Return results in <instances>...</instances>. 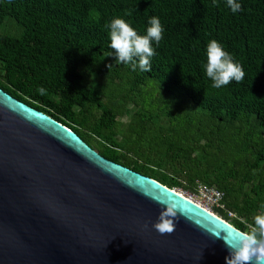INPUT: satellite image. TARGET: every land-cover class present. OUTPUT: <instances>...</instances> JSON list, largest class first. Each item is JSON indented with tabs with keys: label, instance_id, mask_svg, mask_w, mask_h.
<instances>
[{
	"label": "trees",
	"instance_id": "1",
	"mask_svg": "<svg viewBox=\"0 0 264 264\" xmlns=\"http://www.w3.org/2000/svg\"><path fill=\"white\" fill-rule=\"evenodd\" d=\"M0 0V88L103 158L170 190L222 193L213 214L242 233L264 204V0ZM164 31L148 72L109 56L108 23ZM245 76L213 88L206 45ZM43 87L42 95L38 91Z\"/></svg>",
	"mask_w": 264,
	"mask_h": 264
},
{
	"label": "water",
	"instance_id": "2",
	"mask_svg": "<svg viewBox=\"0 0 264 264\" xmlns=\"http://www.w3.org/2000/svg\"><path fill=\"white\" fill-rule=\"evenodd\" d=\"M240 233L0 88V264H225Z\"/></svg>",
	"mask_w": 264,
	"mask_h": 264
},
{
	"label": "clouds",
	"instance_id": "3",
	"mask_svg": "<svg viewBox=\"0 0 264 264\" xmlns=\"http://www.w3.org/2000/svg\"><path fill=\"white\" fill-rule=\"evenodd\" d=\"M232 13L241 10L239 0H226ZM109 48L117 63L131 65L133 70L148 72L151 68V58L156 55L153 44L159 45L164 31L159 17L153 16L148 21L145 33L138 32L123 18H113L107 25ZM206 62L203 64L205 75L212 81L213 88H222L231 82H240L245 76L242 66L235 62L230 53L224 50L220 42L211 40L206 45ZM40 94L45 93L43 87ZM163 209L159 212L153 228L160 234H171L176 227L177 214H181L174 202H163ZM261 211L254 215L250 231L240 233L235 244L224 239L229 250L225 257V264H264V204ZM214 235V234H213ZM216 237H219L218 235Z\"/></svg>",
	"mask_w": 264,
	"mask_h": 264
},
{
	"label": "built area",
	"instance_id": "4",
	"mask_svg": "<svg viewBox=\"0 0 264 264\" xmlns=\"http://www.w3.org/2000/svg\"><path fill=\"white\" fill-rule=\"evenodd\" d=\"M196 194L200 199V205L205 210L213 213L215 208H223L222 205V193L214 188L208 187L204 184H197L195 187Z\"/></svg>",
	"mask_w": 264,
	"mask_h": 264
},
{
	"label": "rangeland",
	"instance_id": "5",
	"mask_svg": "<svg viewBox=\"0 0 264 264\" xmlns=\"http://www.w3.org/2000/svg\"><path fill=\"white\" fill-rule=\"evenodd\" d=\"M175 190L178 191L179 193H181L182 195H184L186 198H190L193 201H196V202L200 203V199H199L198 194H193V193H190L188 191H184L182 189H175Z\"/></svg>",
	"mask_w": 264,
	"mask_h": 264
},
{
	"label": "bare ground",
	"instance_id": "6",
	"mask_svg": "<svg viewBox=\"0 0 264 264\" xmlns=\"http://www.w3.org/2000/svg\"><path fill=\"white\" fill-rule=\"evenodd\" d=\"M188 199H189V198H188ZM190 200H192V199H190ZM192 201H193V200H192ZM193 202L201 207L200 203H198V202H196V201H193Z\"/></svg>",
	"mask_w": 264,
	"mask_h": 264
}]
</instances>
